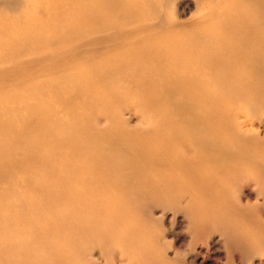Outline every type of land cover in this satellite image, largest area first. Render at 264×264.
<instances>
[{"label": "rangeland", "instance_id": "obj_1", "mask_svg": "<svg viewBox=\"0 0 264 264\" xmlns=\"http://www.w3.org/2000/svg\"><path fill=\"white\" fill-rule=\"evenodd\" d=\"M28 11L29 0H0V203L14 210L0 237L43 248L6 254L0 244V264H52L59 251L44 248L33 222L46 212L16 214L17 205L71 188L74 169L116 177L107 188L119 217L65 248L72 259L59 264H264V189L251 164L264 162V0H110L87 23L55 17L48 32ZM179 75L216 96L207 111L247 117L246 141L231 138L244 159H218L205 143L212 132L172 115L158 84ZM221 118L212 131L232 119ZM146 153L166 159L146 163ZM79 162L91 169L80 173Z\"/></svg>", "mask_w": 264, "mask_h": 264}, {"label": "bare ground", "instance_id": "obj_2", "mask_svg": "<svg viewBox=\"0 0 264 264\" xmlns=\"http://www.w3.org/2000/svg\"><path fill=\"white\" fill-rule=\"evenodd\" d=\"M109 1L110 0H29L28 12H30L29 15H30V19L33 22V25L39 30L48 32L54 29L55 27L52 24L55 20V17H64L65 20L72 22L74 25H77L75 23H87V21L89 22L94 18L95 14L97 13V10L101 9L102 6L104 5H107ZM1 29H6V26L5 28H1ZM212 60H213L212 64L214 65L219 64L217 58ZM233 65L234 63H232L231 61L225 60L224 69H222L223 72L224 73L226 72V74H228L229 72L228 68L229 67L231 68ZM200 70L201 69L197 67L194 69V73H191L190 75H195V73L196 75H200L201 74ZM203 83L204 82L194 77H188L185 79V81L182 82V79L179 75V76H174L170 82L164 80L163 83H160L159 81L158 85L161 86L162 93L163 92L166 94L169 93L170 98H172V100H170V105H169L170 111H172V115L174 114V116L178 118H182L185 114L189 115V117H191V120L194 121V126H196L194 130L196 132H200V131L201 133L212 132L211 136L208 135L206 137L205 143H207V145L210 146V149H213V152L215 154L219 152L217 156L218 159L223 157L224 152L229 153L228 156H231L229 159H237V160L244 159V156L247 154L245 152L246 149H243L244 151H242L238 149V147L235 148L236 146L232 144L231 138L232 137L234 138L235 144L236 142H239L243 139L244 140L247 139L248 135H250V132L252 130V127L249 125L251 123H248L247 117L242 118V116L236 113L235 111L229 110L222 114L221 113L218 114L215 111H211V110L207 111V107L209 105L210 106L213 104L215 105L217 99L216 96H211L213 95L212 93L204 94L203 90L207 88V85ZM176 96L177 98H179L178 101H175L173 99V97ZM207 113L208 115L206 116ZM223 116L226 118L231 117L232 119L225 121L224 127L222 129L213 128L214 130L212 131L210 129L211 128L210 120L212 122L215 121V123L219 121L218 122L219 125L220 120L222 119L221 117ZM239 116H241V118ZM187 127L188 126H186V128ZM176 133H178L176 134V136L179 135L178 131H176ZM162 141L163 140H159V143H162ZM142 145L143 147L147 146L146 144H142ZM149 147H151V149H155V145L153 144H151ZM70 148L72 149V147ZM147 153L150 152L147 151ZM147 153H146V157L143 158V161L146 163L149 162L150 164H162L166 159V157H164L163 159L160 158L151 163V160L148 158ZM136 156L137 155L135 154L134 157ZM100 157L104 158L102 156ZM224 158H227L226 155L224 156ZM245 160L251 162V158L249 157L246 158ZM85 163L79 162L78 164L79 167L83 168L80 170V173L88 172L85 171L86 168L91 169L90 167L91 165H89V163L86 164ZM251 164L253 165V167H255V170H257L258 173L257 178L253 176L256 179L254 180V182L257 184L258 187L260 186L262 189H264V162L258 163L256 160H254L253 162H251ZM74 171L76 170L74 169L70 171L69 177L65 176V178H67L69 181L68 180L64 181V182L68 181V183L74 184V186H72L71 188H65V189L58 188V190L53 188L51 190H48L46 193H42L41 190L40 191L38 190L37 194H35L36 197L38 196L37 199L34 198L28 202L27 200H21L22 198H19L21 201H19L17 205V207L19 206L20 211L16 212V214H22L25 211L27 212V215H29L30 212L37 210H39L38 212H43V213L46 212L43 219H36L33 220V222L36 223L35 225L38 224L40 225V221H41V227L43 226L45 229L44 231L39 233L40 235H43L46 238L45 243H47V245L44 248L50 251H55V250L56 252L59 251V253H57L56 258H54L53 261L51 262L52 264H59L69 261V259H72L70 255L65 254L64 252L65 248L67 249L68 247H73V248L76 247V249H78L79 247H81L80 239L84 236V234L85 235L89 234L94 229L103 231L106 228L104 221H106L107 225L110 224L112 225L114 221L118 220L117 217H119L116 214L114 216V213H110L113 212L115 208H117L116 205L117 200L113 199V197L115 196V193L118 192H116V189L108 190L109 187L107 188L108 185L109 186L117 185L119 187V181L116 179V177L110 176L109 178H103L104 174L103 176L100 175L96 176L90 173L75 175ZM38 181H40V179ZM34 182L36 181L34 180ZM94 183L97 184V187L93 185ZM34 184L35 183H33V185ZM79 184H81L82 186L84 185L83 188H81ZM46 186L48 185L46 184ZM84 188H90L91 190H85ZM3 197H6L4 196V193L0 194V200L1 198L3 199ZM9 205L13 206V202L8 203L7 206ZM2 206L5 207L6 205H2L0 203V213L2 212L3 214L0 217V222L2 219L6 220V217L9 219L10 215L14 211L10 209L4 210ZM55 209L56 210L60 209L62 210V212L56 215L55 213H53V210ZM106 212L110 213V217L107 216L106 218L107 220H105ZM36 217L37 216H35L34 218ZM7 228L11 229V226H8ZM64 230H69V231L67 232L68 234L63 238L61 232H64ZM35 234L37 235V233ZM34 236L35 235L32 234L31 238L35 239ZM8 238L9 237H5L4 240L3 237H0V244H2L1 249H3L4 250L3 253L6 254L14 251H20L21 247L27 248L23 251L24 254L25 252L27 253V251L32 248L33 249H38L39 247L43 248V246H40L37 241L34 242L31 239L30 241L27 240L29 244L26 243L25 245H22L23 243L21 241H23V239L21 238H19L20 242L15 241L14 243L9 244ZM6 254H4V256ZM3 261H5L6 263V260ZM7 264L10 263L7 262Z\"/></svg>", "mask_w": 264, "mask_h": 264}]
</instances>
